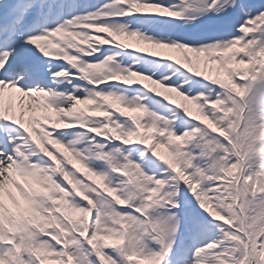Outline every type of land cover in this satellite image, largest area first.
Masks as SVG:
<instances>
[{"label": "snow or ice", "instance_id": "snow-or-ice-1", "mask_svg": "<svg viewBox=\"0 0 264 264\" xmlns=\"http://www.w3.org/2000/svg\"><path fill=\"white\" fill-rule=\"evenodd\" d=\"M0 264H264V0H0Z\"/></svg>", "mask_w": 264, "mask_h": 264}]
</instances>
